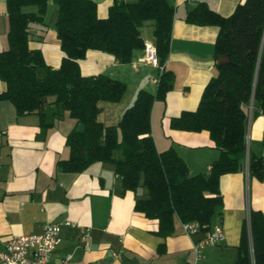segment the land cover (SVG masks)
Returning <instances> with one entry per match:
<instances>
[{"label": "trees", "instance_id": "trees-1", "mask_svg": "<svg viewBox=\"0 0 264 264\" xmlns=\"http://www.w3.org/2000/svg\"><path fill=\"white\" fill-rule=\"evenodd\" d=\"M53 2L55 30L64 53L57 69L46 63L41 50L29 45L32 24L47 31L49 0H6L8 48L0 52V79L7 88L0 100L13 103L18 115H38L44 126L47 109L54 107L57 116L69 113L83 129L69 134L70 156L58 166L80 173L96 162L113 164L123 191L139 194L135 210L157 220L164 238L173 232L176 217L207 226L204 233L211 230L223 213L222 176L241 171L249 157V175L264 180V159L249 153L247 143L251 108L264 115V0H244L228 17L205 2L187 14L188 23L219 28L215 60L221 56L231 60L216 64L217 75L205 87L198 108L171 120L176 130L207 131L220 152L208 174L194 176L173 148L158 151L152 134L153 105L172 90V72L163 70L156 94L139 91L119 123L107 126L98 119L100 104L120 102L127 85L103 74L84 76L80 68L90 50L109 53L121 64L131 63L134 52L145 49L141 27L149 21L155 27L159 67L164 68L171 49L174 6L168 0H115L108 16L101 18L94 0ZM29 7L38 11L29 12ZM142 189L147 191L145 197L139 193ZM253 262L264 264V215L251 211L237 264Z\"/></svg>", "mask_w": 264, "mask_h": 264}, {"label": "crops", "instance_id": "crops-1", "mask_svg": "<svg viewBox=\"0 0 264 264\" xmlns=\"http://www.w3.org/2000/svg\"><path fill=\"white\" fill-rule=\"evenodd\" d=\"M98 14L106 18L115 0H94ZM136 2L138 0H124ZM244 0H168L175 8L171 49L164 68L144 64V50H136L129 64H121L113 55L96 50L80 61L84 76L106 75L127 85L118 103L102 102L98 119L107 126L119 123L139 91L156 94L163 70L174 75L173 88L165 100H157L152 109V134L158 151L173 148L186 162L190 175L208 174L220 152L209 133L171 128V120L185 111H195L203 91L217 75L215 43L219 28L188 23L187 14L205 2L211 10L230 16ZM37 12V7L27 8ZM57 6L49 0L45 15L47 31L32 24V49L42 51L46 63L60 67L64 53L55 30ZM154 23L145 22L141 36L156 45ZM9 21L6 1L0 0V52L8 48ZM153 36V38H152ZM152 38V39H151ZM0 79V94L6 91ZM255 111V112H254ZM248 151L264 159V115L249 113ZM46 123L36 114L18 115L8 100H0V253L14 236L39 233L49 223L70 221L64 226L61 241L51 256L58 264L67 254L69 264H237L242 254L243 227L251 211L264 215V180L249 175L247 157L241 171L221 177L224 207L211 228L220 225L225 240L207 246L196 260L194 246L204 236L186 233L176 217L174 230L164 238L159 222L135 210L138 193L123 191L121 180L110 163L96 162L80 173L63 171L58 162L70 156L67 137L83 125L69 113L46 110ZM145 197L147 191L140 190Z\"/></svg>", "mask_w": 264, "mask_h": 264}, {"label": "built area", "instance_id": "built-area-1", "mask_svg": "<svg viewBox=\"0 0 264 264\" xmlns=\"http://www.w3.org/2000/svg\"><path fill=\"white\" fill-rule=\"evenodd\" d=\"M140 62L159 67L156 45L149 42L145 43L144 56ZM153 82L158 84L159 78L154 79ZM248 163L249 160H247V170ZM64 226L75 227L76 224L70 221L49 223L39 233L10 238L6 242V250L0 253V264H50L51 256L61 241V231ZM183 226L189 235L199 234L203 232L202 229L207 228L199 222L183 223ZM248 235L250 236V227ZM224 240L225 233L220 225L206 231L203 238L194 246L196 260L202 257L203 250L207 246L217 245ZM71 260L72 255L67 254L60 259L58 264H69Z\"/></svg>", "mask_w": 264, "mask_h": 264}, {"label": "water", "instance_id": "water-1", "mask_svg": "<svg viewBox=\"0 0 264 264\" xmlns=\"http://www.w3.org/2000/svg\"><path fill=\"white\" fill-rule=\"evenodd\" d=\"M3 1H6V0H3ZM217 63L218 64H229L231 63V60L228 56H221L218 58Z\"/></svg>", "mask_w": 264, "mask_h": 264}, {"label": "rangeland", "instance_id": "rangeland-1", "mask_svg": "<svg viewBox=\"0 0 264 264\" xmlns=\"http://www.w3.org/2000/svg\"><path fill=\"white\" fill-rule=\"evenodd\" d=\"M152 38H153V36H152ZM152 38H151V39H152Z\"/></svg>", "mask_w": 264, "mask_h": 264}]
</instances>
